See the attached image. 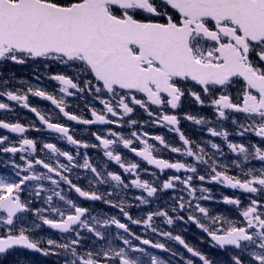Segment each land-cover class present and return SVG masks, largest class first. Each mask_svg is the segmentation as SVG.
<instances>
[{
  "label": "snow or ice",
  "instance_id": "snow-or-ice-1",
  "mask_svg": "<svg viewBox=\"0 0 264 264\" xmlns=\"http://www.w3.org/2000/svg\"><path fill=\"white\" fill-rule=\"evenodd\" d=\"M36 58L59 63L74 73L51 77L62 85L61 96L57 98L31 86L26 92L9 90L0 95L28 109L44 129L77 149L102 148L108 161H114L123 173L134 178L126 182L122 174L108 171L107 163L94 164L87 152L79 163V151L73 155L52 142L38 147L40 142L26 135L29 130L42 131L35 122L25 125L18 120L11 123L0 119V129L21 137L18 144L2 147L9 143V137L0 135V152L21 153L24 162L11 161L14 176L0 175V264H11L8 258L20 249L43 256L62 255L64 264H145L146 250L140 245L170 251L164 243L136 235L129 224L116 216H93L89 208L66 198L60 188L62 183L85 200L118 208L131 224L143 225L153 233L158 231L153 226L154 219L164 218L167 225H173L175 220L184 221L185 217H174L170 212L188 211L187 221L206 233L212 246L231 250L227 264H264V0H0V61L24 64ZM189 83L193 88L199 86V91L188 87ZM70 88L92 94L102 109L97 111L93 107L92 119L68 110L64 97L75 94ZM186 94L200 105L207 101L218 122L230 120L236 136L252 134L259 140L233 142L227 129L208 127V133L223 138L236 157L223 162L221 145L193 141L181 131V117L175 110ZM29 95L50 101L68 121L84 125L123 127L125 117L139 106L152 123L176 132L181 144L174 146L163 135L131 131L126 136L111 128L91 133L98 143L82 141L70 126L53 122L50 114L32 106ZM0 110L12 111L4 102H0ZM183 119L196 125L211 123L188 113ZM127 123L140 124L136 119H128ZM150 141L191 161L164 159L160 155L162 149ZM121 146L160 172L174 169L186 175L170 176L162 184L142 179L140 173L147 169L126 160ZM255 161L260 162V167L254 165ZM38 168L43 171H37ZM76 168L92 174L87 189L70 178ZM233 170L237 174H232ZM195 181L215 182L247 194L246 206L240 197H222L223 203L240 209L242 220L210 215L200 201L212 199V193L203 184L199 188L194 186ZM45 182L54 187H45ZM105 184L111 190L99 192L92 187ZM129 188L146 194L135 197L138 205L121 196ZM170 189L186 193L188 199L174 195L170 197L172 206L133 219L128 209L150 205L158 193L166 195ZM33 200H42L46 206L32 207ZM59 202L63 206H54ZM42 225L67 234L66 238L61 241L39 237L37 230ZM112 225L126 235L117 233L109 238L106 229ZM158 234L177 241L200 264H215L181 235L170 231ZM89 239L93 241L91 245L87 243ZM114 240L122 241L123 246L116 245ZM148 264L168 262L150 256ZM185 264H194V260L187 259Z\"/></svg>",
  "mask_w": 264,
  "mask_h": 264
},
{
  "label": "flooded vegetation",
  "instance_id": "flooded-vegetation-1",
  "mask_svg": "<svg viewBox=\"0 0 264 264\" xmlns=\"http://www.w3.org/2000/svg\"><path fill=\"white\" fill-rule=\"evenodd\" d=\"M65 74L67 76H74V73L65 66L55 63V62H46L43 58L36 59H28L24 64H17L11 61H0V92L6 91H16L21 90L23 92L27 91L28 87L40 88L42 90L47 91L49 94L56 95L57 98L61 96L59 89L61 88V84L51 79V77L55 74ZM7 82L6 84L4 82ZM188 87L193 88L191 83L188 84ZM195 91H199V86L193 88ZM69 91L74 92L75 94L72 96H65V103L69 106L70 111L77 115H82L86 119H92L91 109L94 107L97 111L102 109V105L99 101L95 100L94 96L88 92L79 93L74 89H69ZM139 96V94H138ZM0 102L8 103L12 109V111L0 110V119L5 120L6 122L15 123L17 120L25 125H28L32 122H35L37 127H40L42 131L36 132L34 130H29L26 135L28 138H35L40 142L38 147L42 146L43 142H52L56 143L58 147H60L64 151H69L73 155H76L77 151L80 152L81 156L77 157L79 163H82L83 153L87 152L88 156L92 159V162L96 165L103 166L105 163L108 165V171H114L122 174L126 178V182L130 181L134 178L131 174L123 173V170L119 168L114 161H108L106 157L103 156L102 148H79L76 146L68 144V142L58 136L56 133L49 132L44 129L43 125L40 124L38 119L35 117L33 113H31L28 109H24L19 106L14 101L7 100L6 96L0 95ZM29 103L32 106L37 107L38 109L46 111L47 114H50L53 118V122H61L65 123L71 127L73 134L77 139L82 141H87L89 143H98L94 137L91 135L92 132H107L109 128L123 132L126 136L130 134L131 131H145L148 132L151 136L155 135H163L164 138L172 143L174 146H180L181 142L179 140V136L176 132L171 131L168 127L158 126L151 122V119L144 112L143 109L136 106V109L133 114L125 117L123 121V127H117L116 125H104V124H93V125H84L79 124L75 121H68L67 118L63 117L61 113H59L58 109L55 108L54 105L51 104L50 101L40 99L38 97L29 95ZM155 109V106H151ZM176 114L181 117L180 120V129L184 132L185 136L190 138L193 141L199 143H206L207 141H213L219 145H221L224 157L222 158L223 162H228L231 159H235V155L232 154L227 148V143L221 137H213L211 136L207 129L208 127H216L217 130L227 129L231 135L230 139L233 142H247L249 138L252 139V142L255 143L259 140L258 137H252V134H246L244 138H240L235 135V128L231 124L230 120L218 122L217 117L215 115L214 109L207 104L205 105L198 104L194 98L189 95H185L182 98L181 106L177 110H175ZM185 113L195 115L197 117H204L206 120L211 121L210 124L205 125H196L192 121H188L183 119ZM112 118V117H110ZM114 119V118H113ZM128 119H136L140 122L137 126H132L127 123ZM0 135H5L9 137V143L4 144L2 147H8L13 144H18L19 139L21 138L18 134L10 133L5 129H0ZM151 143H156L158 147L162 149L160 155L164 159H169L172 161L175 160H188L191 161L189 157H181L178 154L171 153L168 150H164L162 146L158 144V142L150 141ZM210 148V146H209ZM122 155L128 161L138 162L141 164L142 169H147V172L141 171L140 175L142 179H147L150 182L155 181L156 183L162 184L164 180L173 175H181L182 177L186 175L183 171L177 172L174 169H166L164 172H160L154 165H148L141 158L136 157L134 153H131L127 149H122ZM21 153H3L0 152V175L5 177L14 176L15 170L12 168L11 161L15 160L16 163L23 164L24 162L20 159ZM44 156L43 153L40 154ZM46 158V157H45ZM61 160L63 158L61 157ZM256 167H260V162H253ZM37 171H43V169H36ZM155 173V176L152 175ZM200 174H204L201 172ZM232 174H237V170H233ZM74 183H77L78 186L87 189L89 186V180L92 179V174L84 170L82 168H76L71 173L70 177ZM114 183V182H113ZM203 184L204 187L210 189L212 193V199L210 200H201V206L207 208L210 212V215H222L231 220H242L240 217L238 209L236 206L227 205L222 202L223 196L230 197H240L242 202L246 206L247 204V194H243L240 190H234L231 188L224 187L218 183L212 182L208 183L195 181L194 186L200 187ZM45 187L52 188L50 182H45ZM94 190L99 192H105L111 190L109 185H93ZM181 186H178V189ZM60 188L63 189L64 194L67 199H72L79 206L89 208L91 214L93 216L100 215L102 218L116 216L123 223L129 224V227L133 233L141 236L143 239H150L154 243H164L166 248L170 251H165L161 249L153 248L149 245H140L139 241L133 240V243L136 245H140L146 251L143 254V259L145 264H148L150 256H156L159 259L165 260L168 264H185L187 259H193L194 264H200L198 258L192 257L190 253L183 248L177 241L170 240L167 237L160 236L158 233L161 231H170L173 235H181L182 238L192 247L197 248L198 250L203 251L207 254L211 259L214 260L215 264H227V261L230 259L231 250H221L218 247L212 246L210 238L204 233L200 228H198L194 223L187 221V216L189 215L188 211L179 212V213H171L174 217L176 215H182L185 217L184 221L175 220L173 225H167L164 221V218H156L153 221V226L157 228V233H153L151 229L146 228L143 225L131 224L125 217H123L119 213L118 208H112L107 204L102 203L101 201H90L81 198L74 192V190L70 191L66 184H61ZM59 190V189H57ZM167 194L158 193L157 197L152 198L153 202L150 205H139L138 207L133 206L129 210L133 219H140L149 211H155L158 208H168L172 206V200L170 197L183 195L187 200V194L180 192L179 190H166ZM51 194V193H46ZM142 190L129 188L121 193V196L126 199L127 202H130L133 205H138L139 202L135 199V197L140 196ZM24 196H27L28 193H24ZM146 195V194H144ZM199 195V193H197ZM56 198L54 197V201ZM118 202V201H117ZM32 207L42 208L46 205L43 204L42 200H33ZM54 206H63L62 202L54 204ZM67 214V209H65ZM39 222V221H38ZM106 231L109 233V238H114L117 233L121 235H126L123 230L117 229L115 225L109 226ZM37 234L39 237L43 239H58L63 240L66 238L67 234L59 233L56 230L50 229L46 225H42L40 229L37 230ZM82 234H86L84 230H82ZM132 239V237H127ZM89 245L93 243L91 239L87 241ZM114 243L119 246H123L122 241L114 240ZM137 256H141L140 253H136ZM11 264H64L63 256L57 255H49L43 256L40 253H34L30 250L20 249L17 250L11 257L8 258Z\"/></svg>",
  "mask_w": 264,
  "mask_h": 264
}]
</instances>
